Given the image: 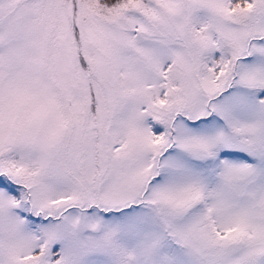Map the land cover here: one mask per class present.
<instances>
[{
	"label": "snow or ice",
	"instance_id": "snow-or-ice-1",
	"mask_svg": "<svg viewBox=\"0 0 264 264\" xmlns=\"http://www.w3.org/2000/svg\"><path fill=\"white\" fill-rule=\"evenodd\" d=\"M0 264H264V0H0Z\"/></svg>",
	"mask_w": 264,
	"mask_h": 264
}]
</instances>
